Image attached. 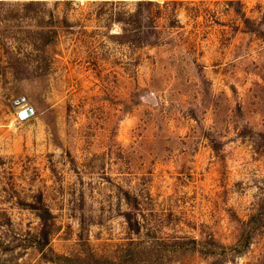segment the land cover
<instances>
[{
    "label": "rangeland",
    "instance_id": "rangeland-1",
    "mask_svg": "<svg viewBox=\"0 0 264 264\" xmlns=\"http://www.w3.org/2000/svg\"><path fill=\"white\" fill-rule=\"evenodd\" d=\"M25 1L0 0V63L26 60L0 66V264H56L25 240L42 205L59 252L264 264V0H156L164 40L134 44L138 0Z\"/></svg>",
    "mask_w": 264,
    "mask_h": 264
},
{
    "label": "trees",
    "instance_id": "trees-1",
    "mask_svg": "<svg viewBox=\"0 0 264 264\" xmlns=\"http://www.w3.org/2000/svg\"><path fill=\"white\" fill-rule=\"evenodd\" d=\"M35 0H29L23 2V7L27 8L31 4L35 3ZM167 1H164L163 4L156 0H138L137 8L130 12L127 16L124 17L126 24L122 25V33L123 37L128 38L131 44H134V40L138 39L141 42H149V43H157L164 40L159 33H155L149 37L147 28L145 29L138 25V22L141 21V15L144 11L143 7H150L152 4H156L158 7L167 5ZM137 22V24L132 27L131 22ZM158 28V27H155ZM43 31V30H41ZM12 53L13 50H12ZM26 60L17 57L15 54L11 55L6 63H0V66L10 67L12 70L13 76L15 78H24L23 72L26 70V66H24ZM39 209L40 216V226L37 231L28 230V236L25 238L29 246L35 247L41 252V255L44 260L52 261L56 264H79L80 260H87L88 264H139L141 250H138L136 246L131 243H135V239H130L129 244L125 247V250L119 254L117 260L110 258L109 256H105L102 253L91 250L86 252L85 254L81 253H66L56 251L54 248L50 246V241L53 234L58 230L59 224L57 223L54 213L51 208L47 205H42L40 207L35 206ZM264 211V201L260 203V206L250 214V217L247 221H258L260 216ZM204 239H201L200 245L197 246V239L195 237H191L189 242L186 245V242L180 240H172L171 243L175 245V249L188 247L191 250H199L201 253H204Z\"/></svg>",
    "mask_w": 264,
    "mask_h": 264
},
{
    "label": "water",
    "instance_id": "water-1",
    "mask_svg": "<svg viewBox=\"0 0 264 264\" xmlns=\"http://www.w3.org/2000/svg\"><path fill=\"white\" fill-rule=\"evenodd\" d=\"M24 98H20L19 99V101H21V100H23ZM25 111L28 113V114H30V113H32V108L30 107V106H27L26 108H25Z\"/></svg>",
    "mask_w": 264,
    "mask_h": 264
},
{
    "label": "built area",
    "instance_id": "built-area-1",
    "mask_svg": "<svg viewBox=\"0 0 264 264\" xmlns=\"http://www.w3.org/2000/svg\"><path fill=\"white\" fill-rule=\"evenodd\" d=\"M22 115L25 116L26 114L23 113Z\"/></svg>",
    "mask_w": 264,
    "mask_h": 264
}]
</instances>
